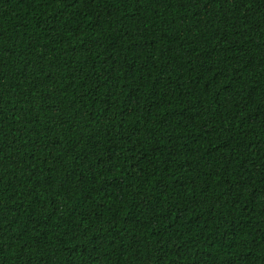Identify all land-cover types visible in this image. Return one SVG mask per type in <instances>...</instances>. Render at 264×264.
<instances>
[{"label": "trees", "instance_id": "1", "mask_svg": "<svg viewBox=\"0 0 264 264\" xmlns=\"http://www.w3.org/2000/svg\"><path fill=\"white\" fill-rule=\"evenodd\" d=\"M0 264H264V0H0Z\"/></svg>", "mask_w": 264, "mask_h": 264}]
</instances>
